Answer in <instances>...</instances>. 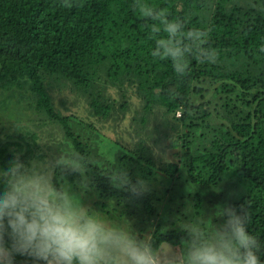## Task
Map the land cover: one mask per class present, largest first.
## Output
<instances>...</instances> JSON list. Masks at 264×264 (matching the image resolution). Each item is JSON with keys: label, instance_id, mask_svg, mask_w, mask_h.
Instances as JSON below:
<instances>
[{"label": "trees", "instance_id": "16d2710c", "mask_svg": "<svg viewBox=\"0 0 264 264\" xmlns=\"http://www.w3.org/2000/svg\"><path fill=\"white\" fill-rule=\"evenodd\" d=\"M141 4L180 21L184 32L204 33L201 47L214 51L215 61L202 62L188 41H182L189 45L183 75L176 74L170 60L151 57L155 37L165 34L150 33V25L158 21L141 16ZM262 48L264 0H0L4 107L18 97L28 99L35 113L61 126L75 151L90 161L93 191L144 224L157 215L153 197L147 191L133 197L111 185L107 169L94 161V148L76 130L81 124L56 112L52 85L80 92L92 115L102 121L124 114L129 95L140 103L138 125L157 112L165 120L176 119L181 112L172 130L178 133L173 145L181 147L188 182L202 192L216 190L232 177L244 186L233 206L250 212L248 230L259 238V255L264 259ZM112 92L123 99L119 107ZM220 116L229 126L218 122ZM6 139L0 141V167L15 154L26 162L39 156V136L34 130L17 129ZM142 140L133 154L154 167ZM161 171L174 179L180 167L168 164ZM77 176L65 173L71 183ZM198 191L195 208L203 207L205 197ZM100 204L105 206V202ZM152 236L157 244L168 242L176 247L185 233L176 225H158ZM15 264L35 262L16 255Z\"/></svg>", "mask_w": 264, "mask_h": 264}, {"label": "clouds", "instance_id": "9594fccd", "mask_svg": "<svg viewBox=\"0 0 264 264\" xmlns=\"http://www.w3.org/2000/svg\"><path fill=\"white\" fill-rule=\"evenodd\" d=\"M138 11L158 21L150 25L151 34H165L155 37L150 56L170 60L177 75L186 71L189 45L202 62L215 61V52L201 47L204 33L184 32L180 21L167 19L152 6L141 4ZM89 167L88 159L67 149L51 159L27 162L15 154L0 167V264H15L16 255L35 264H264L261 242L248 230L247 209L217 205L210 215L180 227L185 238L178 246L157 244L127 219L109 218L82 203L81 194L91 188ZM65 173L78 174L79 193ZM105 175L114 188L133 197L148 190L146 180L137 176L133 181L115 163Z\"/></svg>", "mask_w": 264, "mask_h": 264}, {"label": "rangeland", "instance_id": "374dc122", "mask_svg": "<svg viewBox=\"0 0 264 264\" xmlns=\"http://www.w3.org/2000/svg\"><path fill=\"white\" fill-rule=\"evenodd\" d=\"M67 87L56 83L52 85V103L56 112L63 117H70L71 123L81 124L82 128L76 130L82 134L84 141L94 148L95 163L107 170L115 163L127 170L132 179L139 176L147 181V192L153 197L157 215L151 223L144 224L139 217H130L113 201L101 200L92 188L81 194L85 206H90L109 218L127 219L138 233L152 235L158 225L163 228H170L173 225L182 227L197 216H202L204 213L210 215L217 205L233 206L236 194L239 196L243 192L244 186L233 177L231 181L224 182L216 190L203 192L200 187L188 182L183 167L184 157L181 147L173 145L178 133L177 130H172L176 129L177 118L181 117V112L176 114V119L166 120L163 113L157 112L148 115L143 125H138V119L142 116L138 109L140 103L138 99L129 95L124 114L120 113L117 117L102 121L92 115L88 101L80 92ZM112 95L119 107L122 97L117 92H112ZM6 99L7 94L0 92V141L7 140L6 138L10 134L14 135L17 129H32L39 136L37 158H54L60 149L75 150L64 129L45 116L35 113L30 108L28 99L23 100L18 97L8 107H4ZM218 122L229 126L221 116L218 117ZM142 139L149 148L145 146L148 156L155 162L154 167L139 162L133 154V151L139 149ZM168 164H176L180 167V172L174 179L161 171ZM79 179L77 176L74 183L68 181L78 193ZM198 190L205 197H203V207L195 208V204H198L195 198ZM101 202H105V206L101 205ZM213 222H218V218H214Z\"/></svg>", "mask_w": 264, "mask_h": 264}]
</instances>
